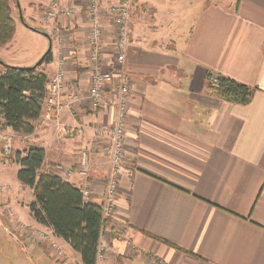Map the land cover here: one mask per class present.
I'll return each instance as SVG.
<instances>
[{
  "label": "crops",
  "instance_id": "obj_1",
  "mask_svg": "<svg viewBox=\"0 0 264 264\" xmlns=\"http://www.w3.org/2000/svg\"><path fill=\"white\" fill-rule=\"evenodd\" d=\"M117 1L101 3L106 8ZM53 2L83 8L85 0L14 2L16 30L7 44L19 30L49 38L44 34L35 47L9 56L22 61L11 63H36L51 44V59L40 68L50 77L64 60L68 90L86 92L89 20L83 13L48 19L45 10ZM100 23L110 62L116 30L105 10ZM2 47L0 60L7 62ZM126 63L132 97L125 165L116 213L101 235L106 256L100 264H155L148 253L168 264H264V0H134ZM209 75L247 85L251 100L221 98L209 86ZM112 118L110 108L93 110L85 99L59 118L40 117L30 134L12 130L0 116V133L13 135L12 155L4 156L0 143V183L9 186L0 194V264L82 261L62 237L55 235L66 251L58 259L49 243L36 242L23 230L37 226L53 232L33 217L34 190L18 180L14 154L31 145L43 148L42 171L62 176L61 169L71 170L64 179L78 187L80 150L94 128L108 126ZM92 159L87 180L98 204L109 165L101 151ZM129 242L138 247L136 253Z\"/></svg>",
  "mask_w": 264,
  "mask_h": 264
},
{
  "label": "built area",
  "instance_id": "obj_2",
  "mask_svg": "<svg viewBox=\"0 0 264 264\" xmlns=\"http://www.w3.org/2000/svg\"><path fill=\"white\" fill-rule=\"evenodd\" d=\"M102 10L107 12L116 30V37L112 42L115 50L114 59L110 62L104 57L105 31L100 23ZM80 13H83L90 23L87 36L91 72L89 88L86 92L78 87L68 90L65 61L62 60L59 63V70L49 77L42 117L48 120L53 117L59 118L63 111L76 109L84 99L93 110L110 108L113 111L111 123L108 126H96L89 144L80 150L77 169L79 175L83 177L78 188L83 199L92 202L95 197L94 191L87 180L92 172V157L96 151H101L105 155L109 168L98 205L101 207L103 217L112 219L117 208L121 169L125 165L126 123L132 97V76L126 62L127 53L132 45L134 0H118L106 8L102 6L101 0H85L83 8L53 2L45 10L48 19H54L58 15L75 17ZM208 84L212 89L219 88L220 77L209 75ZM0 143L2 154L10 156L13 151V135L1 132ZM61 174L63 178H69L72 171L61 169ZM8 189V185L0 183V194ZM22 228L34 241L49 243L58 259L65 257V249L57 243L51 230L37 226ZM129 245L133 253L138 251L134 243L129 242ZM146 255L155 264H168L160 255L152 253ZM105 256L106 247L100 238L95 264H100ZM76 264L84 263L78 261Z\"/></svg>",
  "mask_w": 264,
  "mask_h": 264
},
{
  "label": "trees",
  "instance_id": "obj_3",
  "mask_svg": "<svg viewBox=\"0 0 264 264\" xmlns=\"http://www.w3.org/2000/svg\"><path fill=\"white\" fill-rule=\"evenodd\" d=\"M15 1L0 0V47L15 34ZM50 59L51 51L37 67L3 64L0 116L6 126L18 133H32L36 120L42 117L49 76L40 66ZM214 90L221 98L240 104L248 103L253 95V89L228 78H220V87ZM14 156L20 165L18 180L34 190L35 198L29 205L33 217L69 242L84 264H95L101 234L111 219L103 217L98 204L85 201L78 187L58 174L42 171L43 148L31 145Z\"/></svg>",
  "mask_w": 264,
  "mask_h": 264
},
{
  "label": "rangeland",
  "instance_id": "obj_4",
  "mask_svg": "<svg viewBox=\"0 0 264 264\" xmlns=\"http://www.w3.org/2000/svg\"><path fill=\"white\" fill-rule=\"evenodd\" d=\"M20 29H24L21 28ZM31 34L27 35L25 33H23L22 31L19 30L18 34H17V38L16 40H14L13 44L11 46H9L10 44H5L1 49V51L3 53V56H5V58H7V62H5V64H8V65H13V66H16V67H31L33 64L31 65H16V64H13L11 62H22V61H16V59H11L12 57H9V56H19V55H22V49L25 48V47H30V46H34V45H37L39 42H40V39H44V34H32V32H29ZM35 47V46H34ZM45 52V51H44ZM18 60V59H17ZM0 67H3L5 68V66H0ZM13 154V151L11 153V155Z\"/></svg>",
  "mask_w": 264,
  "mask_h": 264
},
{
  "label": "water",
  "instance_id": "obj_5",
  "mask_svg": "<svg viewBox=\"0 0 264 264\" xmlns=\"http://www.w3.org/2000/svg\"><path fill=\"white\" fill-rule=\"evenodd\" d=\"M20 19L24 22V18L22 16V14L20 15ZM27 26H29L27 23H26ZM32 30H37L35 27L33 26H29ZM48 38H49V35L47 33H44ZM51 51V44H49L48 48L46 49V51L43 53V55L40 57V59H38V61H36V63H34V65H32V67H37L38 65H40L45 57L47 56V54ZM0 63L4 64V62L2 60H0Z\"/></svg>",
  "mask_w": 264,
  "mask_h": 264
}]
</instances>
